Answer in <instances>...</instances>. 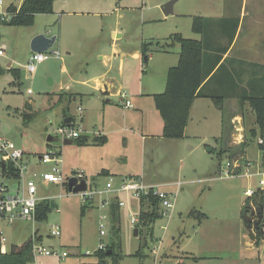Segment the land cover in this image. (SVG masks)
I'll list each match as a JSON object with an SVG mask.
<instances>
[{
	"label": "rangeland",
	"instance_id": "374dc122",
	"mask_svg": "<svg viewBox=\"0 0 264 264\" xmlns=\"http://www.w3.org/2000/svg\"><path fill=\"white\" fill-rule=\"evenodd\" d=\"M22 1L0 0V14L11 3L13 8H18L16 6ZM168 1L58 0L53 4V13L36 16L32 27L6 26L0 21V51L3 52L0 65L4 68L12 60L11 66L18 69L21 76L20 84L15 85L9 84L8 76H0V140L13 144L26 155L30 154L28 170L49 172L50 165H34L37 164V155L52 150L60 152L64 178L80 173L91 190L94 187L102 190L109 179L113 186L119 185L124 178L117 176L120 174L109 176L100 172L105 169L116 173L126 165L143 182L166 185L164 190L173 195L171 214L145 228L139 223H131L132 217L138 218L139 203L129 194L118 195L124 203L122 207L116 205L111 193L102 195V198L95 196L92 204H85L86 209L81 214L82 194L66 193L61 185H45L37 181L38 195L50 202L46 220H15L2 226L8 244L21 246L34 234L35 240L39 238L40 247L58 255L67 254L62 259L37 256L35 264H98L96 251L99 242L108 244L111 241L112 205L117 207L115 218L119 227V254L123 256L120 264H264V239L258 246L252 244L242 217V206L246 200L243 192L257 187V179L246 178L243 169L252 164L246 174H255L256 167L264 168L262 151L257 144L260 137L264 138V130L261 132L256 126L255 115L248 104L239 108L231 100H226L223 109L218 110L213 102L197 101L191 114L189 112L184 137L164 139L161 135L159 137L162 120L151 97L145 99L142 111L139 99L130 100L133 109L129 112H133V116H127L126 109L115 100L111 103L103 101L101 105L108 108L107 112L111 110L105 118L101 106L84 101L83 113L77 111L78 103H71L69 114L73 115V129L87 138L86 144L78 145L75 139L65 144L56 133L61 118L60 115L58 117L57 107L50 108L53 96L60 85L72 79V93H93L78 82L92 76L97 69V55L108 53L112 31L118 35V44L130 49L137 48L141 43L158 42L163 45L173 34L199 40L200 36L191 30L192 16H217L220 4L223 13L230 17H236L241 10H245L251 15L244 19L242 31L235 36L226 66L239 74L243 71L241 79L245 82L258 80L264 75L260 71L255 75L246 72V62L245 65L230 62L231 58L243 57L249 62L264 57V43L260 40L264 15L258 9L264 0H177L172 14L164 17L162 8ZM36 32L52 34L57 41L45 51L47 59L30 74L24 67L31 54L29 37ZM221 35L219 42L226 46L228 41ZM166 52L170 55L155 57L152 63L149 60L143 67L150 74L149 68L154 66L152 81L156 94L163 92L166 74V68H161L158 60L166 58L171 60L169 65L174 66L172 61L178 55V46H170ZM63 64L67 66V75L61 71ZM149 79L145 76L143 82ZM27 90H30V95L26 94ZM28 101L36 118L28 126H23L19 112ZM234 111L242 116L238 120L241 130L236 132L232 125L234 135L228 144L229 150L220 157L222 148L218 139L222 130L223 137L228 135L229 118ZM233 123L235 121L232 120ZM80 127L82 133L78 129ZM99 133L106 136L105 145L94 142ZM141 135L150 137L143 143ZM49 136L53 140L47 148ZM241 143L243 150L239 148ZM227 164H230L234 177L223 176L228 169ZM235 164L237 168L233 167ZM238 168L242 171L240 174ZM7 184L13 191L15 184L11 181ZM101 199L110 200L109 208H101ZM262 199L264 202V193ZM51 204L55 207L51 208ZM255 221L260 222L264 233V212L262 219ZM52 227L58 228V236L51 234ZM100 230L104 231V236H100ZM143 243L146 244L143 250L145 256L138 259L134 254ZM104 264L112 263L105 260Z\"/></svg>",
	"mask_w": 264,
	"mask_h": 264
},
{
	"label": "trees",
	"instance_id": "16d2710c",
	"mask_svg": "<svg viewBox=\"0 0 264 264\" xmlns=\"http://www.w3.org/2000/svg\"><path fill=\"white\" fill-rule=\"evenodd\" d=\"M58 0H23L18 8L9 6L6 9L11 15L9 22L2 24L12 27H32L34 19L38 15H51L53 4ZM238 29L237 17H195L191 18V30L200 36L199 40L186 39L180 34H173L169 36L163 45L160 43H141L140 55L143 65H146L148 56L152 52H166L170 46H178V60L175 66L168 68L166 72V80L164 91L160 94L151 96L155 110L162 120L161 137L164 139H181L184 137V130L188 121L189 112L194 99H209L218 110L223 109L224 101L236 99L240 108L244 104H248L249 108L255 115V124L260 128L261 132L264 130V75L258 80L241 79L243 71L239 74L238 71L226 66L229 57H224L231 48L236 32ZM223 34L228 41L226 46H222L219 42L220 36ZM152 47H155L154 49ZM224 57V58H223ZM231 63L241 64L244 61L231 58ZM252 64H248L246 72ZM264 70V66L260 67V71ZM12 77V85L20 84L21 76L18 69L8 70ZM0 69V76L3 74ZM257 72H253L255 75ZM264 73V72H263ZM75 99V95L57 91L53 96L52 106L57 107L61 115V122L59 127L65 126L64 120L71 117L69 114L70 105ZM19 118L23 126H28L36 118V113L32 106L26 103L24 108L19 112ZM73 118V117H71ZM74 121V120H73ZM73 126V124H72ZM71 127V126H70ZM223 129V127H222ZM233 129V126H232ZM253 135L254 132L251 131ZM227 136L219 137L220 147L222 148L219 156L224 152H228V141L231 134V129L227 131ZM78 145H85L86 137H79L77 139ZM94 142L104 143V140L99 136H95ZM243 143L239 145L242 149ZM49 148V145H46ZM258 148L262 151V159L264 160V144H258ZM228 149V150H227ZM243 150V149H242ZM60 153V152H59ZM25 154V153H24ZM230 158V157H229ZM229 162V161H228ZM11 175L14 174L12 164L6 165ZM241 173V170L238 171ZM66 189V185L63 184ZM68 193V192H66ZM252 198V197H251ZM251 198L246 197L242 206V217H250L249 213L254 208V215L263 216L264 204L260 197L251 201ZM139 212L137 224L142 227H149L156 221L162 219L159 213L158 201L152 197L139 199ZM86 205H82L81 214H84ZM50 210V202L44 199L38 203L35 208V220L42 222L46 220L47 212ZM117 207L111 206V241L106 244L104 250H97L96 257L98 264H104L105 260H109L112 264H120L122 255L119 254V227L115 212ZM253 215V214H252ZM260 221V220H259ZM246 228H250L249 222L243 221ZM258 230L255 232L254 245L258 246L264 236L260 233L262 229L260 222ZM136 230V229H135ZM151 234V233H150ZM34 234L21 246L9 245L5 254H0V264H29L33 260L32 243ZM39 238L35 240L38 242ZM146 244L139 246L134 257L140 259L145 256L143 250ZM109 252V254H108ZM188 258V257H187ZM189 259V258H188ZM196 260V258H192Z\"/></svg>",
	"mask_w": 264,
	"mask_h": 264
},
{
	"label": "built area",
	"instance_id": "2783aa9c",
	"mask_svg": "<svg viewBox=\"0 0 264 264\" xmlns=\"http://www.w3.org/2000/svg\"><path fill=\"white\" fill-rule=\"evenodd\" d=\"M10 19L11 15L8 12L5 11L0 14L1 22H9ZM0 56H3L2 51H0ZM47 57L48 55L46 52L31 53L24 67L26 72L33 74L36 71L37 66L44 62ZM26 93L30 94L31 92L30 90H27ZM118 96L124 108H131L130 102L124 100L126 96L125 93L121 92ZM232 125L235 127L236 132L241 130V125L238 120H236ZM56 133L61 137V139H63V141L73 140L80 137L77 130L68 126L58 127L56 129ZM242 137L243 136L241 135L240 139H242ZM257 144H264V138L260 137ZM0 156V254H5L10 244H8L7 238L4 235L2 226L10 225L15 220L34 221L36 206L42 200L47 199L38 195V187L36 185L37 181H41L45 185L54 184L63 186V184H67V181L70 178H76L79 182L84 179V176L77 173L70 178H64L61 168L62 160L60 159V153L57 151L49 150L48 152L39 155V158L37 159L39 166L50 165L49 172L42 173L35 172L34 170H28L27 160L25 157L26 154L9 142L0 140ZM8 164L13 165V169L15 170L13 175H11L8 168H6V165ZM229 166L230 164H227L228 169L223 172V176L225 178L234 177L235 175L232 170L230 171ZM246 166L247 167L243 169L245 177L249 179L256 178L257 187L255 189H246L243 192L244 196L251 198L258 192L264 193V168L256 167L257 171L255 174H246L247 168L252 166V164H247ZM233 167L237 168L238 166L235 164ZM239 168L237 171H239ZM10 181L15 184L13 191L9 189L10 186L7 184V182ZM107 193L114 195L113 198L115 199V203L118 207L124 206V203L119 200L118 195L120 193H126L138 201L139 199L149 197L156 199L158 201L159 213L162 217L168 216L173 210V195L171 193L166 192L162 185H158L156 183H145L139 177L122 178L120 180V184L116 187L113 186L112 180L109 179L102 190H98L95 187L91 190L90 187L88 188L86 185L85 191L78 194H82V204L85 205L86 203L92 204L95 196L102 198V195ZM99 202L101 208L105 206L109 208L110 200L101 199ZM103 218L104 217H102V219ZM131 223L136 224L137 219L132 217ZM100 228L103 229L102 224H100ZM51 234L53 236H58V228L52 227ZM99 234L100 236H104L105 233L103 230H100ZM105 247L106 244L100 241L97 250H104ZM31 250L33 260L29 264H35L37 256H53L58 259L65 258L67 256L66 253L58 255L55 252L40 247L38 242H35V240H33Z\"/></svg>",
	"mask_w": 264,
	"mask_h": 264
},
{
	"label": "crops",
	"instance_id": "0c3cea01",
	"mask_svg": "<svg viewBox=\"0 0 264 264\" xmlns=\"http://www.w3.org/2000/svg\"><path fill=\"white\" fill-rule=\"evenodd\" d=\"M11 5L13 6L14 4L11 3L10 5H8L5 8V11ZM19 5L16 7H19ZM261 5L262 6L259 7L258 9H259V12H262L261 14L264 15V3ZM52 13H53V9H52ZM216 14H217V16H207V17H210V18L230 17V16H226L223 13V8H222L221 4H220V6H217V13ZM249 15H251V13L247 14L245 10L244 11L241 10L236 15V17L238 18V29L236 32V36L238 34H240V32L242 31L244 19L246 17H248ZM253 17H254V15H253ZM258 18H260V15L258 16ZM262 19H264V16ZM115 32L116 31H112V33L110 35L112 40L110 43L111 45L109 46L110 49H109L108 53H105L103 55L100 54V55L96 56V59L98 62H97L95 67L97 69H95L92 76L87 77L84 80L78 82L81 86L91 89L93 91L92 94H90V93L85 94L83 92L72 93L71 92L72 87L70 85L72 84L73 79H72V81H68L66 83L64 82L62 85H60L58 87V91H63L65 93L75 95V99L73 100L72 103H78L79 106L77 107V111L80 113H83L85 111V109L82 107L83 102L87 101L89 103V101H90L93 105H96V107L101 106L103 117L104 118L107 117V115L110 113L111 110L109 112H107L108 108L102 106L101 103L103 101H104V103H111V100H115V102L117 104L122 106L120 98L118 96L119 93H121V92L125 93V95H126L125 99H124L125 101L127 100V101L131 102L130 100H132L133 98L139 99V101H141V102L139 103L138 100H137V102L139 103V108L142 111L143 108H145V104H146L145 99L147 97H151L152 95L156 94V92L153 91L155 89V85L152 81L153 76H154V71H153L154 66H151L149 68L150 74H147L148 71H145V69L143 68L144 65L142 63V58L140 55V46H138L137 48L130 49V48L125 47L121 44H118V41H117L118 35H116ZM262 33L263 34H261L260 40L262 41V43H264V29H263ZM37 34H39V32L32 33L29 37V40H31L32 37L37 35ZM41 34L45 35L46 37L54 36V35L49 34V33H41ZM56 41H57V37L55 36V42ZM234 41H235V39H234ZM55 42H54V44H55ZM233 44H234V42H233ZM233 44H232V46H233ZM232 46L229 49V51L227 52V54L224 55V57H229L230 52L232 50ZM262 47L264 48V45ZM107 50H108V48H107ZM169 55H170L169 52H152L148 56V61L150 60V62L152 63L155 60V57H167ZM0 57H2V56H0ZM234 59L244 61L248 64H252V67L248 68L249 69L248 71L251 70L252 73L260 71V67L264 66V57H261L260 59H255V60L252 59L249 62L247 60H244L243 57H242V59L240 57L234 58ZM174 60L175 61H172V62H175V63H172V64L176 65L177 60H178V55L176 58L174 56ZM148 61H147V63H148ZM158 61L160 63V67L161 68L165 67L166 69H164V70H166V72H167L168 68H170L168 66H171V65H169L171 63H168V62L171 60H168L166 58H160ZM11 62H12V60H10L8 63H6L4 68L0 65V69L4 71L2 75H6L9 77V80H10L9 84L12 85V77L9 74L8 70L15 69V68H13L11 66ZM147 63H146V66H147ZM171 67H173V66H171ZM61 71L63 72V74L67 75L68 74L67 66L63 64ZM162 71H163V69H162ZM260 72H264V70H262ZM145 74H147V75H145ZM145 76L150 78L147 82H143ZM67 79L69 80L71 78H67ZM165 80H166V74H165ZM163 86L165 87V83ZM163 91H164V89H163ZM30 94H27V95H30ZM141 98H142V100H141ZM204 100L210 101L209 99H194L192 106H191V109H190V114L193 111L194 104L197 101L199 102V101H204ZM230 100L234 104L238 105V107L240 108L236 99H233V100L230 99ZM210 102H212V101H210ZM28 103L31 105L30 101H28ZM125 109H126L125 111H127V114H126L127 116L129 114L131 116L134 115L133 112H129L130 111L129 109H133L132 105H131V108H125ZM140 110H138V111H140ZM234 112L231 114V116L229 118V126L231 129V134H230L228 144L231 142V138L234 135L231 121L232 120L233 121L239 120L242 117L239 114H236L237 111H234ZM59 115H60V113H58V117H59ZM71 115H72V113H71ZM60 117H61V115H60ZM71 117H73V115ZM84 119H85V117H83L81 120L82 121L81 127L84 124ZM73 122H72V124H73ZM102 125L105 126V120L104 119H102ZM71 127H72V125H71ZM81 127L78 128V129H80V133L83 132V130H81ZM86 128H87V126H86ZM184 134H185V131H184ZM98 135L100 138H102L104 140L103 144L105 145L107 142L106 136L100 135V133H99V134H97V137H98ZM160 135H161V133L159 134V137H160ZM148 136L150 137V135H141V141L144 143V141H146V139H148ZM103 144H101V145H103ZM227 147H229V145ZM25 157H26L27 161H29L28 159L31 158L30 154L26 155ZM38 158H39V155H37V158L35 159L37 164H35L34 166H39L38 162H37ZM127 167L128 166L125 165L123 169H121L120 171H117L116 173H110L108 170L103 169L100 172V174L101 175L105 174V175H109V176H116L117 174H120L117 176L124 177V178L136 177V175L132 174L131 173L132 171H129ZM111 174H113V175H111ZM149 182L153 183V181H149ZM162 186L165 188L166 185H162ZM262 196H263V193L258 192L257 194H255L251 198V201L254 200L255 198L256 199H258L260 197L262 198ZM263 204H264V202H263ZM247 244H250V243H247ZM252 244H254L253 241H252Z\"/></svg>",
	"mask_w": 264,
	"mask_h": 264
},
{
	"label": "water",
	"instance_id": "95a60500",
	"mask_svg": "<svg viewBox=\"0 0 264 264\" xmlns=\"http://www.w3.org/2000/svg\"><path fill=\"white\" fill-rule=\"evenodd\" d=\"M177 0H170L168 1L162 8V13L164 15V17H168L169 15L172 14V7L175 4ZM55 42V36H51V37H46L45 35L42 34H38L32 37V39L30 40V44H29V49L31 53H42L47 51L49 48H51V46L54 44ZM50 84V82H49ZM73 122V118L69 117L66 118L64 120V124L65 126L70 127L72 125ZM53 139L49 136L47 137L46 143L49 145V143L52 141ZM65 144H69L70 141L65 140L64 141ZM66 188H67V192L68 193H81L84 192L86 189V182L84 179L80 180L78 182V180L76 178H70L67 181L66 184ZM55 205L51 204V208H54ZM253 216L245 217L244 221L245 222H250L252 220ZM262 219V216L258 218V221ZM253 226L252 229L251 228H247L248 232H249V237L250 239L254 242L255 240V232L258 230V222L254 221L253 222ZM136 230L134 231V235L136 236ZM260 233L263 235V230H260ZM109 254V252H108Z\"/></svg>",
	"mask_w": 264,
	"mask_h": 264
},
{
	"label": "flooded vegetation",
	"instance_id": "af4514ba",
	"mask_svg": "<svg viewBox=\"0 0 264 264\" xmlns=\"http://www.w3.org/2000/svg\"><path fill=\"white\" fill-rule=\"evenodd\" d=\"M252 210L250 211V213H249V216H253V218H252V220H251V222H249V224L251 225V226H253V222L255 221V220H258V216L259 215H254V208L252 207L251 208ZM253 214V215H252Z\"/></svg>",
	"mask_w": 264,
	"mask_h": 264
}]
</instances>
